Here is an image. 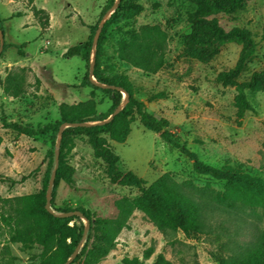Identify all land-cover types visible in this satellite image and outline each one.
Masks as SVG:
<instances>
[{
    "label": "rangeland",
    "instance_id": "rangeland-1",
    "mask_svg": "<svg viewBox=\"0 0 264 264\" xmlns=\"http://www.w3.org/2000/svg\"><path fill=\"white\" fill-rule=\"evenodd\" d=\"M107 1L0 0L4 35L0 54V214L7 209V199L42 190L47 152L51 148L49 133L30 137L17 133L11 124L34 129L55 124L60 120L61 104L90 99L97 103L99 113L111 107L107 95L83 84L85 61L79 56H64L70 47L91 39L90 27H99ZM135 1L143 6V11L121 25L138 28L160 24L169 35L166 66L157 74H148L119 61L116 47L120 35L111 28L101 58L104 73L126 75L134 85L136 97L145 102L146 110L168 119L170 130L205 164L217 168L230 165L264 180V93L248 92L253 111L247 113L239 126L235 89L216 81L220 73L234 68L241 47L234 43L225 45L207 65L188 59L183 54L182 35L189 31L187 18L194 6L182 0ZM35 8L49 15L47 28L35 17ZM221 22L228 29H247L257 43L256 53L246 64L240 81L264 70V0H251L242 10L221 16ZM21 68L25 69L24 93L17 98L5 95L3 81L9 73ZM160 93L165 97L153 98ZM109 144L120 157V168L133 171L148 185L170 173L178 183L191 181L196 187L209 185L216 191H224L223 181L196 173L189 158L145 129L138 117L131 124L125 143L109 140ZM67 163L71 168L70 181L62 180L55 191L52 189L51 206L56 209L69 206L113 219L119 215L115 205L119 198H135L140 194L137 188L116 186L109 181L105 164L95 157L83 136L77 138ZM74 222L87 227L85 217ZM263 230V211H235L214 221L208 233L187 239L181 232H160L141 212L135 211L119 233L115 247L98 264H123L124 258L142 259L149 248L154 249V254L144 264H154L159 254L173 264H219L221 258L255 242ZM12 236V229L0 221V264L37 263L41 247L24 249L13 242ZM84 242L82 239L79 243V250ZM78 253L70 264H84L82 259L77 260Z\"/></svg>",
    "mask_w": 264,
    "mask_h": 264
},
{
    "label": "trees",
    "instance_id": "trees-1",
    "mask_svg": "<svg viewBox=\"0 0 264 264\" xmlns=\"http://www.w3.org/2000/svg\"><path fill=\"white\" fill-rule=\"evenodd\" d=\"M194 6L188 13L189 31L182 35V50L186 58L210 64L225 45L234 43L241 47L238 60L231 70L220 73L216 81L236 91L235 107L237 124L240 126L248 112L253 111L248 92L264 93V70L254 72L249 79L240 81V76L257 50V43L250 31L244 28H226L221 16H229L242 10L251 0H182ZM116 4L108 0L100 14V21ZM143 11V6L135 0H119L115 10L106 19L95 47L93 37L98 25L90 27L91 39L70 47L66 58L81 57L87 67L83 84L107 95L111 107L105 113L97 111V103L90 99L77 104H61L60 120L55 124L34 129L29 125L11 124L19 134L37 136L50 134L51 148L47 152L48 166L43 179V188L39 192L7 199V209L0 214V221L10 227L13 242L20 243L24 249L35 245L42 251L39 261L33 264H64L73 254L84 237V224L74 222L79 216L59 217L49 213L46 208V191L54 169L55 148L59 142V166L53 185L55 191L62 180L70 181L71 168L67 157L73 150L77 138L83 136L92 147L94 155L106 166L109 181L116 186L137 188L140 194L135 198L123 196L116 202L119 212L117 218H103L87 214L84 209H71L65 206L56 209V213L80 211L88 220L89 226L83 247L77 260L84 264H98L115 247L119 233L127 227L129 218L135 211L141 212L156 228L164 233L181 232L187 239H196L212 230V224L219 217L240 213L264 212V180L242 172L230 165L221 168L205 164L199 156L188 148L181 137L170 130V121L146 110L144 101L135 95L134 85L122 73L106 75L101 58L111 28L118 31L116 58L148 74H157L166 66L168 32L160 24H146L138 28L121 25L124 21L135 19ZM34 15L45 29L49 26V15L43 9H34ZM0 30L3 24L0 19ZM95 51L94 79L108 87L93 83L90 78L91 55ZM21 54L22 51H20ZM24 68L9 73L2 83L5 95L17 98L25 91ZM123 90L128 94L126 104L110 121H106L123 102ZM165 97L164 93L154 99ZM138 117L140 124L156 133L165 143L179 150L192 161L193 170L202 175L213 177L225 183L224 191H216L209 185L196 187L191 181L178 183L170 173H164L149 184L133 171L120 168V157L112 150L109 140L125 143L131 124ZM64 123H90L84 126H70L63 129ZM154 254L147 249L142 259L124 258L123 264H144ZM154 264H173L163 254H159ZM219 264H264V230L258 239L238 253L221 258Z\"/></svg>",
    "mask_w": 264,
    "mask_h": 264
},
{
    "label": "water",
    "instance_id": "water-1",
    "mask_svg": "<svg viewBox=\"0 0 264 264\" xmlns=\"http://www.w3.org/2000/svg\"><path fill=\"white\" fill-rule=\"evenodd\" d=\"M119 0H116V4L107 12V14L105 15L106 16H110V14L115 10L116 8V5L118 3ZM105 17L102 19V21L100 22V25L96 31V34H95V37H94V41H93V47H95L96 43H97V40L99 38V35L101 33V30L103 28V25L106 21ZM3 46H4V35L2 33V31L0 30V54L3 50ZM94 65H95V51L93 50V53H92V58H91V63H90V78L91 80L93 81V83L95 84H98L102 87H108L106 85H103V84H99L93 77V71H94ZM124 95H125V100L123 101L122 105L119 106L115 112L106 120V121H110L113 116L119 112L121 110V108L126 104L127 102V99H128V94L119 89ZM90 123H64L60 126V132L59 134L61 135L62 131L64 128L66 127H70V126H84V125H88ZM59 142H60V139H58V142L56 144V148H55V159H54V162H55V165H54V169L52 171V174H51V177H50V180H49V184H48V188H47V196H46V205H45V208L46 210L49 212V213H52L56 216H59V217H68V216H79V217H82L84 218V214L80 211H71V212H65V213H56L52 210L51 208V198H52V189H53V185H54V182H55V178H56V175H57V169H58V166H59ZM87 221V227L85 228V231H84V237L83 239H85V236H86V233H87V230H88V226H89V222L88 220L86 219ZM80 248V245L75 249V251L73 252V254L70 256V258L64 263V264H70L74 258L76 257L77 253H78V250Z\"/></svg>",
    "mask_w": 264,
    "mask_h": 264
}]
</instances>
